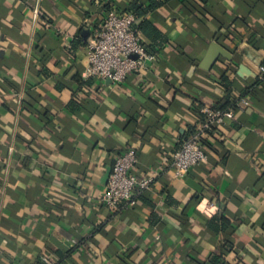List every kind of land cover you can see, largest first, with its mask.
I'll use <instances>...</instances> for the list:
<instances>
[{
    "label": "crops",
    "instance_id": "obj_1",
    "mask_svg": "<svg viewBox=\"0 0 264 264\" xmlns=\"http://www.w3.org/2000/svg\"><path fill=\"white\" fill-rule=\"evenodd\" d=\"M132 2L0 0V264H264V0L169 2L149 14L168 38L155 62L119 84L87 81L106 6ZM213 42L231 58L206 70ZM245 97L203 133L208 162L176 178L172 154L204 110ZM126 149L153 182L114 214L101 200Z\"/></svg>",
    "mask_w": 264,
    "mask_h": 264
},
{
    "label": "built area",
    "instance_id": "obj_2",
    "mask_svg": "<svg viewBox=\"0 0 264 264\" xmlns=\"http://www.w3.org/2000/svg\"><path fill=\"white\" fill-rule=\"evenodd\" d=\"M138 25L139 20L133 13H121L115 9L108 11L97 33L87 40L88 66L85 76L97 77L115 85L125 82L130 75L141 72L148 64L155 62L157 57L147 51ZM260 78L264 79V66L260 67ZM249 106L251 100L242 98L238 110ZM236 112L234 109L204 110L205 120L201 129L187 137L172 154L171 167L176 178L183 179L191 168L208 162L203 133L212 131L227 119H235ZM137 162V153L133 149H126L115 158L101 200L114 214L124 213L134 207L137 204L136 192L147 189L153 182L151 176L141 180L131 173Z\"/></svg>",
    "mask_w": 264,
    "mask_h": 264
},
{
    "label": "trees",
    "instance_id": "obj_3",
    "mask_svg": "<svg viewBox=\"0 0 264 264\" xmlns=\"http://www.w3.org/2000/svg\"><path fill=\"white\" fill-rule=\"evenodd\" d=\"M172 1H178L183 8H188V9L194 8L197 10L200 9L198 2L201 4L202 3L204 4L207 2V0H150L149 4H146V3H143L141 0H133V2L131 3V6L129 8L131 13H133L137 17V19L139 20V25H138L139 30L141 31L143 36H145L151 42L150 45L146 44L147 51L150 54L155 55L156 57H158L157 55L167 45L168 38L160 30V28L156 24H154L152 21L149 20V14H151L152 12L156 11L157 9L163 7L164 5H166ZM111 9H115V8H113L112 6H109V5L106 6L107 12L110 11ZM93 78H97V77H89L86 80L87 81L92 80ZM263 81H264V79L260 78V80L258 81V85L261 84ZM253 92L249 91V93H253ZM240 100L236 101L232 105H229V107L227 109H224L223 111H226L229 109H234V110L238 111V103L240 102ZM204 120H205V115H203V121ZM186 138L182 139L181 144ZM203 144H204V146L206 145L205 142H203ZM205 148H206V146H205ZM216 217L217 216H215L213 218V222L221 221L222 222L221 227H223V228H226L228 226V222L225 219H219L218 217L217 218ZM213 222H210L211 226H213V227L215 226V229L219 228L218 226H216V223H215V225H212ZM223 261H224L223 256H216L215 255V256H212L211 258H209V264L210 263L211 264H219L220 262L222 263ZM204 264H206V262Z\"/></svg>",
    "mask_w": 264,
    "mask_h": 264
},
{
    "label": "water",
    "instance_id": "obj_4",
    "mask_svg": "<svg viewBox=\"0 0 264 264\" xmlns=\"http://www.w3.org/2000/svg\"><path fill=\"white\" fill-rule=\"evenodd\" d=\"M86 35H89V32H86ZM220 56H223L226 58H231V54L226 49H224L218 43L213 42L211 44V46L209 47V50H208L204 60L201 63V67L206 69V70H211ZM133 57L136 58L137 56H133ZM238 74L243 78L246 76H253L254 75L247 67H245L243 65L240 66ZM107 82L111 83L110 81H107ZM110 173H111V170L108 173L106 181H108ZM191 184H192V186H195V185H193V183H191Z\"/></svg>",
    "mask_w": 264,
    "mask_h": 264
}]
</instances>
